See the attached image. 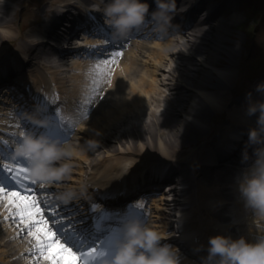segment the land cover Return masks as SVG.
Instances as JSON below:
<instances>
[{
    "label": "bare ground",
    "instance_id": "obj_1",
    "mask_svg": "<svg viewBox=\"0 0 264 264\" xmlns=\"http://www.w3.org/2000/svg\"><path fill=\"white\" fill-rule=\"evenodd\" d=\"M24 1L0 0V54L11 51L13 53V51L17 50L16 52L19 58L24 56V59H28L22 61L26 65V68L30 70L26 74L28 76H24V80L28 84L32 83L37 89H45L50 98L52 97V92L55 91L56 97L55 100H52L54 103L64 99V105L61 107L64 113L62 122L67 124L75 120V128L78 126L77 132L72 137L74 140L65 144L66 147L71 152V155H74L73 159L80 164L82 155V163L87 162L85 167L95 165V161H98L103 166L101 168L103 170H99L92 179V181L96 182H93L94 186L98 185L103 190L108 189L109 186L119 187L117 189L123 193L125 189L132 187L138 188V183L149 182L148 179L156 180L159 172H155L154 175H150L148 178L143 176L146 175V172H141L142 181L140 182L133 180V178L125 179L123 176L124 171L121 173V169L124 170L127 168V161L131 160L132 163H136L134 162L136 160H132L133 157L130 155L137 154V151L141 155L143 151L147 152V150L154 152L156 151L155 147H157L161 153L168 155L169 149L174 145L172 142L178 141L180 138H185L183 135L185 136L187 134L189 129L186 128L189 125L195 124L196 126H202L205 129L203 133L200 131L202 134L212 132L215 125L213 118L218 114L227 113L230 117L228 127L224 131L216 134V137L220 140L219 143L211 145L206 150L200 149L198 151L196 148L195 150L192 149L197 154L195 155L191 152L194 158L189 161L190 165L192 164L194 167L193 161L196 160V163L198 162L197 167L203 168L200 173L203 176L202 182L197 180L196 183L198 184L200 195H206V202L201 206V208L205 209L203 214H206L205 227L203 229H206L208 238L220 232L235 237V231L233 229L236 226V222L231 223L229 219L233 217L234 220H238V215H236L235 210L239 208L238 213L247 215L245 220L248 221H239V224L242 225L241 228L246 225L249 226L250 236L248 238L255 240L257 235L264 233V225H257L252 221V214L244 208L243 203L235 199L236 202H233L234 195L228 186L224 187L220 184L217 185L215 190L211 191L205 185V180L209 177L213 181H221L222 183L226 180L225 173L223 171L215 172V169L218 167L221 168V164L225 165L230 161H235V159L232 160L234 157H237V149L234 148L235 144L239 148L240 155L243 154L240 150L244 151L247 147L248 130L256 126L257 116H250L247 113L246 104L248 103V94H245L240 100L238 99L235 102L236 104L234 106H231L233 103L230 99L232 96H229L232 88L231 77L233 76L231 74L233 70L230 67L231 61H233L231 56L228 58L230 60L228 68L224 69L216 65L218 61L216 57L221 48L222 53L225 52L229 55H232V49L236 48L237 42L232 41L230 47H224L223 43L226 34L230 31L231 25L235 24L241 18L239 11H234L229 18L218 17L215 22L209 21L213 26L211 24H204L203 26L197 27V24H194V28L187 30L185 46H180L178 42L173 43L168 39L162 42H155L143 38L134 40L132 45L124 50L123 55H120L121 59L118 56V63L112 69L114 75L111 77V81L115 80V87L112 88L107 83V78H105L99 82L97 90L93 94V80L96 76L94 67L97 61H93L90 58L82 59L78 57L73 63L71 62V68H69L74 70L72 76L68 75L65 77L61 71L62 69L59 67L67 63L59 61L61 57L53 61L49 58L53 54V51L58 49L55 46L40 43V40H37L38 36L40 38L45 34V36L55 38V42L65 41L63 35L56 31L57 27L54 28L55 31H49L46 28L45 31L48 34L45 33L43 28L39 27V24L26 29L27 23H23V21H18L17 23V11L23 5ZM71 1L73 2V0H48L43 9L46 7L47 10L53 12L58 9L60 4L65 3V6H71L70 8L74 10L75 6L69 5L72 3ZM193 1L197 3L198 0ZM23 7L22 13L27 9L25 3ZM199 7H202V5L200 4ZM71 17H73V13L67 11L63 17H58L59 19L57 20L58 23L64 25ZM11 43L17 44L16 46L18 48L14 50L9 48ZM86 43L92 44L91 39L85 40ZM174 45L177 47L180 46L177 52L178 54H175L180 58V61L176 63L177 65H172L168 70L170 74L168 78L171 81L162 82V85L167 86L169 90V93L165 94L163 100H170L167 102L165 112L161 114L155 113V110L151 109L150 106L147 107L151 118L149 121L144 122L142 120L143 113L139 108L147 105L150 101L157 106L160 105L162 98L159 94L160 87L156 83L155 75H157L158 69L164 68V64L162 63L166 62L165 64H167L169 61L167 54L170 53ZM62 53L63 60L71 54L66 50L61 51ZM46 54H48V58ZM52 62L55 63L52 64ZM64 78L67 81L72 80L71 87H67ZM180 78L182 81H178ZM262 80H264V76L256 81L251 91L254 97L256 96V99H260L261 95L263 96L262 99H264V93L256 91L257 83ZM48 87L51 89H48ZM18 90H21L20 87H18ZM8 94L0 97V135H5L3 125L19 127V123H17L14 117L15 111L21 107V103L17 104V108H15L16 105L12 106V98ZM86 101H90V103H86ZM93 105L95 107H92ZM28 109L35 111L36 108ZM90 111L92 113L89 115ZM11 114L13 115L11 116ZM167 117L173 121V124L171 123L170 128L161 130L160 124L162 122L166 123L165 119ZM132 118H136L137 121L135 122L138 123H134ZM125 124H130V126L124 127L122 130L120 127H123ZM81 125L85 126L81 127ZM113 128L120 129L110 131ZM106 129H108L106 135L115 136V141L124 143L122 140L124 138L129 143L126 150L117 152L118 147L115 144H103L102 147L105 148L116 147V150L112 149L115 154L110 155V152H107V155H105L98 151L99 147L90 145L87 148L83 143L79 144L85 138L88 141H95L96 145L97 143L102 144V138H104L103 133ZM120 131L123 132L120 133ZM117 132L118 135H116ZM196 133L198 134V131ZM231 133L234 134L233 137L236 138V141H232ZM177 134H179L178 137H176ZM187 135L188 137L186 138H189V134ZM121 145L123 146L125 144ZM78 146L79 148H77ZM96 149L98 154L100 153L99 158L94 153ZM63 162H67V156L57 163L60 164ZM184 164L181 166L172 165L169 175L172 173L176 174L177 178L173 179V185L170 191L173 195L172 205L177 210L176 213L180 214L179 217H181V214H184V217L181 218L186 220L187 225L191 226L192 224L195 225V222L191 218L189 220V212L186 210L187 208L185 209L183 207L188 202L185 197L188 193H185L186 188L183 185L186 184V180L190 179L189 177L191 175L193 176L194 169L188 166L186 161H184ZM119 176H121V179ZM158 178L160 179L161 176ZM228 178L229 180L234 179L233 174L230 173ZM64 185L66 184L58 185L57 187ZM83 192L85 191L81 190V192L75 191L71 193L75 197L80 193L81 199L83 200L86 199V196L81 194ZM8 195L7 193L0 194V264H50L49 260L36 252V244L38 242L27 231V225L22 220H19L18 216L14 215L17 209L9 202ZM162 199L167 200L164 196ZM76 200L82 201L79 198H76ZM138 201L143 203L144 199ZM156 201L154 199V203H157ZM92 203L93 201L90 198L87 201H82L81 206L83 209H87L85 212H89ZM133 203H136L135 200L132 201ZM232 203H236L238 208H235ZM112 204L120 203H113L112 201ZM164 204L170 206L171 203L164 202ZM191 205L197 208L196 202L192 201ZM155 207L158 208V211L161 209L159 204H156ZM136 210L140 211L141 209L136 206ZM154 216H156L155 219H158L159 222L151 217L146 223L151 227H162V230H157L164 235L166 223L168 224V222L163 221L165 223L164 225L161 222V218L165 216H160V214ZM18 222L21 224L20 226ZM194 230L196 229L192 228V231ZM183 256H186L185 253L182 254ZM186 260L184 259L183 261L182 259L183 263Z\"/></svg>",
    "mask_w": 264,
    "mask_h": 264
},
{
    "label": "clouds",
    "instance_id": "obj_2",
    "mask_svg": "<svg viewBox=\"0 0 264 264\" xmlns=\"http://www.w3.org/2000/svg\"><path fill=\"white\" fill-rule=\"evenodd\" d=\"M156 3L157 8L151 12V17L155 21L154 27L163 31L171 24L176 0H156ZM101 6L115 38L127 37L134 29L143 26L151 8L149 0H101L100 4L94 5L98 9ZM110 86L115 87V80ZM256 91L264 93V80L257 83ZM247 101L248 115L257 116V120L256 126L248 130L247 147L242 156L246 167L235 182L244 208L252 214V221L264 225V99H256L249 92ZM45 113L47 108L38 105L26 117L40 127H47L54 121ZM18 135L19 139L14 142V156L29 161L34 178L46 181L69 171V163H57L71 155L59 139L31 129H22ZM88 143L94 145V141ZM65 195L71 197L73 194ZM121 231L123 235L117 251L111 258L105 257L104 264H183L179 247L163 241L162 234L142 218H127ZM198 250L204 251L205 246L201 245ZM206 253L199 264H264V233L257 235L255 240L244 235L237 238L217 233L208 238Z\"/></svg>",
    "mask_w": 264,
    "mask_h": 264
},
{
    "label": "rangeland",
    "instance_id": "obj_3",
    "mask_svg": "<svg viewBox=\"0 0 264 264\" xmlns=\"http://www.w3.org/2000/svg\"><path fill=\"white\" fill-rule=\"evenodd\" d=\"M45 1L48 0H33V5L32 8L29 9L28 11L24 12L23 20L26 23H32L35 22L36 20H39V18L42 17V14L44 13V11H42V6L39 8L38 4L43 5L45 3ZM238 6L240 7V10L243 17L241 19H239L237 21V24H234L231 26V29H233V32H228L226 35V39L224 40V42L226 44H228L227 39L230 38V40L233 39H237V44H236V48H233L232 51V55L226 54L225 52L222 53L221 50H219L218 56L222 53V56L220 58H218V56L216 57L218 59L217 65H219V67L222 68H228L229 64H230V60H228V58L231 56V59L233 61H231V66L233 72L230 73L233 74V76L231 77L232 79V88L230 91V99L231 102H233L231 104V106H234V104H236L235 102L238 101V99L240 100L245 94H248L249 92H251V87L254 84L253 80L254 78H257L258 75L264 74V0H237ZM38 7V8H37ZM231 6L228 5L227 8H225L223 10V15L220 14V16L222 17H228L233 9L230 8ZM237 8V5L236 7ZM238 9V8H237ZM239 10V9H238ZM239 10V11H240ZM18 19L20 20V16L19 14H17L16 16ZM216 20V18H215ZM213 25V24H212ZM238 34H240L242 37L238 38ZM179 36V41H182L183 39L185 40V36L183 37ZM3 38V36H2ZM181 45V44H180ZM15 43H11V46L9 45V48H14ZM191 46V45H190ZM3 48V46H2ZM178 47L174 46L173 50L175 51H171V53H169V55H167L168 57H170L171 61L168 62V64H165L166 62L162 63L164 64V68H160L157 71V75H156V79L157 82L159 83V87L161 88V80H165L166 82H170L171 80L168 78L169 77V73H168V68L170 67L169 64L172 62L173 64L178 62V59L175 56V52L177 50ZM55 59H57L55 57ZM71 60H75L73 59L71 56L68 58H65L64 60L60 59L59 61H63V62H67V64H64V66L59 67L61 68L63 75L66 77L68 75L72 76V73L74 72L73 69H69L71 68ZM74 62V61H73ZM72 62V63H73ZM216 62V61H215ZM231 70V71H232ZM161 79V80H160ZM66 79L64 78V81ZM162 82V81H161ZM67 85L69 86L70 84H72V81H67L66 80ZM253 88V87H252ZM167 93V87H162L160 89V95L163 97V94ZM149 102V101H148ZM160 103H165L164 101H161ZM247 105V104H246ZM153 110H155V113L157 114H161L159 112H162L163 109L161 107V105H155L153 104L152 101H150V103H148L147 105L139 108V110L143 113L142 115V120L145 121H149V119L151 118V115H149V109H147V107H149ZM152 114V113H151ZM224 118V120H222ZM214 123H215V127L221 123V122H226V120H230L229 116L227 115V113H222V114H218L216 115L214 118ZM132 121L134 123H136L135 121H137L136 118H132ZM166 123L160 124V128L161 130H166L167 128H170L169 126H171V123L173 124V121L171 119H169L168 117L165 119ZM138 123V122H137ZM136 123V124H137ZM130 124H125L123 127H120L122 130L124 129V127H129ZM200 127V128H198ZM120 128H113L110 129V131L112 130H117ZM186 129H189L187 131V134H189V138L187 134H185V136L183 135V137L185 138H180L178 139V141H173L172 143H174V145L172 146V148L169 149V153L168 155H171L172 157H174L175 160L179 159L182 161H186L189 165V161L194 158L193 155H191V152H193L195 155L197 153H195L192 149L195 150V148L201 149L202 147H208V136L211 135L207 132L203 133V130H205L202 126H196L195 124L193 125H189ZM198 131V134L196 133ZM202 133H201V132ZM214 131V130H213ZM123 131H120V133H122ZM108 133V129H106L103 133L104 138L103 139V143L99 144L97 143V145L95 144L96 142L94 141V145L93 147H99L98 151L100 153H103L105 155H107V152H110L112 154H115L112 149L116 150V147H118L117 152L120 150H126L127 145L129 144L128 142L125 141V139L123 138V142L124 143H120L115 141V136L112 135H106ZM201 133V134H200ZM214 133V132H212ZM182 134V133H180ZM206 134V135H205ZM116 135H118V132L116 133ZM179 134L176 135V137H178ZM84 144V146H88L89 143L88 141H84L82 142ZM115 144L114 147H110V148H105L102 147V145L104 144ZM170 143V142H168ZM170 143V144H172ZM121 144H125V145H121ZM210 145V144H209ZM121 147V148H120ZM156 151L154 152H150L147 150V153H151L153 154V158L157 155L160 154V156L158 157L159 159L161 158H165L166 156L161 153L157 147ZM152 150V149H151ZM94 153L96 154V156H98L97 158H99L100 153L98 154L97 149L94 151ZM143 155H145V152H142ZM138 155V154H137ZM137 155L133 156L134 158L138 157ZM164 156V157H162ZM170 158V157H169ZM84 159V158H83ZM86 162V161H85ZM98 161H95V163H97ZM194 162V167L192 166V164L190 165L191 167H193L194 169V174H198L200 171L199 169H197V163L196 160L193 161ZM182 165H185L183 162ZM83 165L86 163H82ZM94 171V168L89 167L88 169H83L80 168V176L82 175L83 180L88 179L89 176L91 175V173ZM193 174V175H194ZM227 175V174H225ZM192 176V175H191ZM190 176V178H191ZM195 176V175H194ZM194 176H192L193 178H195ZM226 182L223 183V186H230V188L233 190L234 194L236 195V189L235 182H230L228 176L226 177ZM219 182V181H217ZM193 184V180L191 179V181H188V184H185L186 187H188V189H190L188 191V195H190L189 193L191 192V185ZM194 186V185H193ZM212 186V185H211ZM195 188V186H194ZM196 189V188H195ZM238 192V191H237ZM187 195V196H188ZM161 196H164V198H168V197H172L170 195V193L168 194V191H164L163 195L158 196L157 198V202L158 204L161 206V209L159 210V214L160 216H166L163 217L164 222L168 221L169 222V217L172 216L171 212L175 211L173 210V208L171 206H167L166 204H164V201ZM153 205V204H152ZM156 204H154L155 206ZM189 206V204H187ZM163 208V209H162ZM166 210H165V209ZM165 211V212H164ZM236 215H242L241 218H245L247 215L242 214V213H238L239 209H236ZM158 212L156 211L155 208V215ZM158 214V215H159ZM201 215L204 217V214L201 213ZM175 221V220H174ZM173 221V223H175ZM248 221V220H246ZM168 223L167 225V230L166 232H171L170 229H172L171 226H169ZM156 227V226H155ZM249 226H243L242 228L240 226H237V230L241 231L243 233H245L246 235L248 234L249 230H248Z\"/></svg>",
    "mask_w": 264,
    "mask_h": 264
},
{
    "label": "snow or ice",
    "instance_id": "obj_4",
    "mask_svg": "<svg viewBox=\"0 0 264 264\" xmlns=\"http://www.w3.org/2000/svg\"><path fill=\"white\" fill-rule=\"evenodd\" d=\"M97 32L102 34L103 30L96 29L89 34L95 35ZM110 39L109 36L103 43L108 44ZM81 53H87L97 60L94 67L96 76L93 80L95 94L101 80L107 78V83L111 84L112 69L118 63L117 58L122 52L110 53L101 45L91 44L81 49ZM2 143L11 149V153L9 158L0 159V171L3 172L0 175V193L9 194V202L17 209L14 215L27 225V231L38 242L36 252L49 260L50 264H104L109 252L117 251L120 236L111 232L104 239H93L85 245L70 224L64 223L55 213L50 220L45 214V208L40 206L42 201L31 194L34 189L29 182L35 181L32 180L30 166H25V163L14 156V144H9L8 141ZM48 211L53 212L52 206L48 207Z\"/></svg>",
    "mask_w": 264,
    "mask_h": 264
}]
</instances>
